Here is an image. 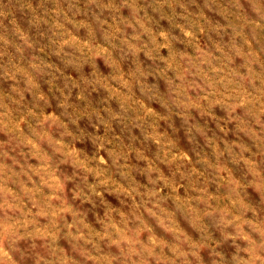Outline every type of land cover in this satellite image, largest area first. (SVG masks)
<instances>
[{
	"label": "rangeland",
	"instance_id": "1",
	"mask_svg": "<svg viewBox=\"0 0 264 264\" xmlns=\"http://www.w3.org/2000/svg\"><path fill=\"white\" fill-rule=\"evenodd\" d=\"M0 264H264V0H0Z\"/></svg>",
	"mask_w": 264,
	"mask_h": 264
}]
</instances>
